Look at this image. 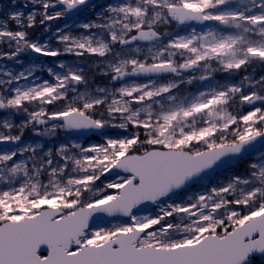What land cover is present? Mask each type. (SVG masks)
<instances>
[{
  "label": "snow or ice",
  "instance_id": "6c2138e0",
  "mask_svg": "<svg viewBox=\"0 0 264 264\" xmlns=\"http://www.w3.org/2000/svg\"><path fill=\"white\" fill-rule=\"evenodd\" d=\"M0 264H264V0H0Z\"/></svg>",
  "mask_w": 264,
  "mask_h": 264
}]
</instances>
